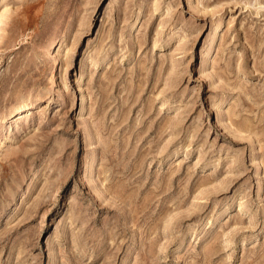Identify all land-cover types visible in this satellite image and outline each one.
I'll return each mask as SVG.
<instances>
[{
  "label": "rangeland",
  "instance_id": "1",
  "mask_svg": "<svg viewBox=\"0 0 264 264\" xmlns=\"http://www.w3.org/2000/svg\"><path fill=\"white\" fill-rule=\"evenodd\" d=\"M0 264H264V0H0Z\"/></svg>",
  "mask_w": 264,
  "mask_h": 264
}]
</instances>
